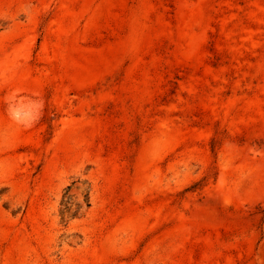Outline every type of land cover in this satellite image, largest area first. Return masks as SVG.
Returning <instances> with one entry per match:
<instances>
[{
	"label": "rangeland",
	"instance_id": "374dc122",
	"mask_svg": "<svg viewBox=\"0 0 264 264\" xmlns=\"http://www.w3.org/2000/svg\"><path fill=\"white\" fill-rule=\"evenodd\" d=\"M0 264H264V0H0Z\"/></svg>",
	"mask_w": 264,
	"mask_h": 264
}]
</instances>
